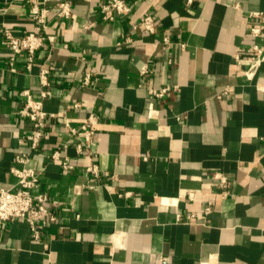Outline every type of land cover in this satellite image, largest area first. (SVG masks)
I'll list each match as a JSON object with an SVG mask.
<instances>
[{
  "label": "crops",
  "instance_id": "1",
  "mask_svg": "<svg viewBox=\"0 0 264 264\" xmlns=\"http://www.w3.org/2000/svg\"><path fill=\"white\" fill-rule=\"evenodd\" d=\"M58 1L57 40L27 69V55L12 61L2 37L5 27L34 29L29 2L0 0V188L16 182L15 157L27 154L41 175L36 192L58 201L38 240L24 220L0 225V264H264V62L248 79L235 60L264 47V0H127L131 12L110 21L100 13L107 0H69L70 18L56 15ZM146 14L155 33L135 27ZM47 63L44 108L56 115L33 150L21 91L38 96ZM91 112L99 121L86 157L66 123ZM57 147L74 169L51 159ZM91 161L110 176L92 182Z\"/></svg>",
  "mask_w": 264,
  "mask_h": 264
},
{
  "label": "built area",
  "instance_id": "2",
  "mask_svg": "<svg viewBox=\"0 0 264 264\" xmlns=\"http://www.w3.org/2000/svg\"><path fill=\"white\" fill-rule=\"evenodd\" d=\"M191 1L187 0L188 3ZM28 2L29 12L35 23L34 29L21 35H16L12 29L5 27L2 43L9 47L12 61L15 60L17 55L25 53L27 55V69H31L35 63L37 50L46 43H55L57 33L53 32L50 26L52 13L50 0H28ZM56 6V15L58 17L70 18L72 16L71 1L59 0ZM129 12H131V5L127 0H107L100 5L101 16L107 21L114 20L118 15H127ZM250 14L251 16H261L262 12L257 11ZM135 27L149 33H155L157 26L154 15H144ZM250 33L257 37L261 35L262 27L259 24L252 25ZM165 42L168 43L169 39L166 38ZM235 60L237 63L246 65L242 72L248 79H253L264 62V47L256 43L252 45L246 57L236 53ZM52 70L53 66L49 63L40 67L37 97L30 89L21 91V95L25 97V100L23 106L19 109V114L21 117L28 119L32 125V130L26 136V141L33 150L41 146L49 120L56 115L44 108L45 100L51 95L50 74ZM141 73L143 75L149 73L147 65L141 67ZM90 80L91 73L88 72L83 79V84L88 85ZM170 88V86H165L160 89H151V92L156 97H162ZM79 105V103H74L73 106L78 107ZM98 121V115L95 112H91L78 125L70 122L66 123V130L78 155L92 157ZM66 146L64 145V147ZM51 159L57 161L64 170H72L75 167L73 163L62 155L61 147H57L52 151ZM15 161L22 164L20 167L13 166L11 169L17 178L16 182L11 187L0 188V225L17 219L24 220L30 226L32 237L38 240L41 234L40 222L43 219H48L50 222L57 219L53 208L58 205V201L50 197L46 192H36L41 187V175L28 165L30 157L27 154L16 155ZM85 169L90 174L92 182L103 176H110L107 171H102L100 166L94 161H91ZM89 187H93V184L89 185ZM209 211L210 207L208 206L206 207V212Z\"/></svg>",
  "mask_w": 264,
  "mask_h": 264
}]
</instances>
